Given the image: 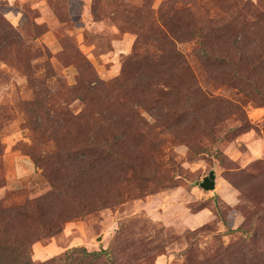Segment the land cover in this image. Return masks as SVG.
Returning a JSON list of instances; mask_svg holds the SVG:
<instances>
[{"label": "rangeland", "instance_id": "obj_1", "mask_svg": "<svg viewBox=\"0 0 264 264\" xmlns=\"http://www.w3.org/2000/svg\"><path fill=\"white\" fill-rule=\"evenodd\" d=\"M72 248L264 264V0H0V264Z\"/></svg>", "mask_w": 264, "mask_h": 264}, {"label": "trees", "instance_id": "obj_2", "mask_svg": "<svg viewBox=\"0 0 264 264\" xmlns=\"http://www.w3.org/2000/svg\"><path fill=\"white\" fill-rule=\"evenodd\" d=\"M75 252L81 254L80 255L81 259L80 260H83L84 258H86L89 255H93L95 257H98L100 255V251L92 252V253H86L85 250H83L81 248H72L71 250L68 251V253H66L64 255L63 258L60 259V263L59 264H62L64 261H67L69 258L71 259L72 258V254L75 253ZM102 252L104 253L105 251H102ZM23 264H31V263L26 261V262H23Z\"/></svg>", "mask_w": 264, "mask_h": 264}, {"label": "water", "instance_id": "obj_3", "mask_svg": "<svg viewBox=\"0 0 264 264\" xmlns=\"http://www.w3.org/2000/svg\"><path fill=\"white\" fill-rule=\"evenodd\" d=\"M196 184L204 191L213 190L215 187V171H209L208 175L204 176L200 182Z\"/></svg>", "mask_w": 264, "mask_h": 264}]
</instances>
